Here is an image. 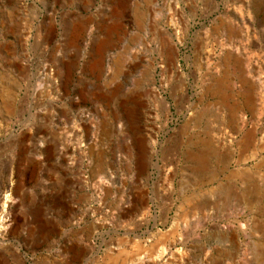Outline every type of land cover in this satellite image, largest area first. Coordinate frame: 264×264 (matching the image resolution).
<instances>
[{"label":"rangeland","instance_id":"1","mask_svg":"<svg viewBox=\"0 0 264 264\" xmlns=\"http://www.w3.org/2000/svg\"><path fill=\"white\" fill-rule=\"evenodd\" d=\"M0 264H264V0H0Z\"/></svg>","mask_w":264,"mask_h":264},{"label":"bare ground","instance_id":"2","mask_svg":"<svg viewBox=\"0 0 264 264\" xmlns=\"http://www.w3.org/2000/svg\"><path fill=\"white\" fill-rule=\"evenodd\" d=\"M103 46V45H102ZM98 47V46H97ZM227 53L229 54V56H228V58H230V52H229V50L227 51ZM237 59V58H236ZM218 84H220V88H218V90H221V92H222V94H221V99L222 100H225V94H224V92H223V89H222V87L224 88V86H223V84H226V80L224 79V78H220L219 79V81H218ZM209 155V154H208ZM197 156V155H196ZM191 157H192V155H191ZM194 157V156H193ZM192 157V158H193ZM198 158V157H197ZM206 158V156H204L203 154H201L200 156H199V160H204ZM4 204V203H3ZM202 207V206H201ZM9 221V220H8ZM241 260H244L243 258H241ZM240 260V261H241Z\"/></svg>","mask_w":264,"mask_h":264}]
</instances>
